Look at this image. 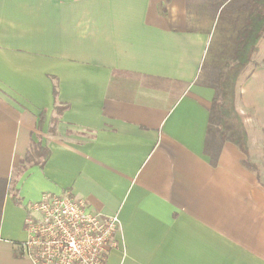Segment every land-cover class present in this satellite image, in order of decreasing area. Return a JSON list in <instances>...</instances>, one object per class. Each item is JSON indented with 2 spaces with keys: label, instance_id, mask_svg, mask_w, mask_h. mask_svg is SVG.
Returning <instances> with one entry per match:
<instances>
[{
  "label": "crops",
  "instance_id": "crops-1",
  "mask_svg": "<svg viewBox=\"0 0 264 264\" xmlns=\"http://www.w3.org/2000/svg\"><path fill=\"white\" fill-rule=\"evenodd\" d=\"M262 2L0 0V264H31L27 207L65 192L120 219L105 264H264V31L235 88L247 154L207 135L202 73Z\"/></svg>",
  "mask_w": 264,
  "mask_h": 264
},
{
  "label": "built area",
  "instance_id": "built-area-1",
  "mask_svg": "<svg viewBox=\"0 0 264 264\" xmlns=\"http://www.w3.org/2000/svg\"><path fill=\"white\" fill-rule=\"evenodd\" d=\"M26 239L17 244L31 264H105L118 247L121 222L117 215L89 211L70 193H43L27 207Z\"/></svg>",
  "mask_w": 264,
  "mask_h": 264
},
{
  "label": "trees",
  "instance_id": "trees-1",
  "mask_svg": "<svg viewBox=\"0 0 264 264\" xmlns=\"http://www.w3.org/2000/svg\"><path fill=\"white\" fill-rule=\"evenodd\" d=\"M246 29L248 32H254V36H250L249 33L247 36L243 35L236 40L237 47L233 50L231 57L233 63L224 72L218 73L211 81V87L214 89L215 94L208 109L207 127V135L210 132H216L222 141L234 144L243 154L248 153L245 141L246 130L234 108L235 88L239 75L251 62V56L256 51L255 42L259 40L260 32L264 31V0L261 6L253 5L246 22ZM52 95L55 99L57 95L55 84L52 88ZM65 108L66 106L58 107V105H55L54 110L60 114ZM35 152L37 155L42 153L43 161L49 155L47 149L39 147ZM40 167H42V164ZM13 199L16 201L14 196Z\"/></svg>",
  "mask_w": 264,
  "mask_h": 264
},
{
  "label": "rangeland",
  "instance_id": "rangeland-1",
  "mask_svg": "<svg viewBox=\"0 0 264 264\" xmlns=\"http://www.w3.org/2000/svg\"><path fill=\"white\" fill-rule=\"evenodd\" d=\"M216 49L214 43L211 44L208 51V58L205 62L203 75L210 73L209 70L211 69L209 66V61L212 55V58L215 59V74L220 72H224L228 66L233 63L232 54L234 50V37H226V38H216ZM214 40V41H215ZM257 58V56H253ZM252 68V63L249 64L248 68L243 70L239 77H244L248 71Z\"/></svg>",
  "mask_w": 264,
  "mask_h": 264
}]
</instances>
